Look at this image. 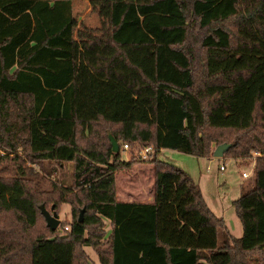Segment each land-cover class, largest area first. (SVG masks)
I'll list each match as a JSON object with an SVG mask.
<instances>
[{
	"label": "trees",
	"instance_id": "16d2710c",
	"mask_svg": "<svg viewBox=\"0 0 264 264\" xmlns=\"http://www.w3.org/2000/svg\"><path fill=\"white\" fill-rule=\"evenodd\" d=\"M72 6L0 0V264H91L86 248L99 264H264V0L111 1L108 29L80 41ZM108 131L153 154L122 160ZM223 144L262 155L232 201L239 238L157 159ZM140 163L152 201H119L117 174ZM66 164L70 188L45 181ZM49 204L71 208L62 234L46 226Z\"/></svg>",
	"mask_w": 264,
	"mask_h": 264
},
{
	"label": "rangeland",
	"instance_id": "374dc122",
	"mask_svg": "<svg viewBox=\"0 0 264 264\" xmlns=\"http://www.w3.org/2000/svg\"><path fill=\"white\" fill-rule=\"evenodd\" d=\"M111 1L121 0H73L74 38L77 41L89 38L100 27L108 29L107 5ZM123 1L146 2L147 0ZM138 150L140 149L132 148L127 152L120 151L122 160L126 162L140 161L141 159L136 156ZM12 156H16V154H12ZM258 156L262 155L252 152L250 156L245 158H231L224 155L222 158H215L213 155L207 158H197L176 151L163 150L157 154V159L174 165L189 174L199 186L209 209L217 217L224 219L228 233L231 236L239 238L242 235V230L240 222L235 216L232 201L253 188L254 178L252 172ZM220 166H224V171L219 170ZM52 167L55 171H53L51 176H44L45 181L52 182L54 180L58 185L70 188L72 185V166L66 164L61 169L56 166ZM243 173H247L249 177L243 178ZM152 184V166L146 163L137 164L133 168L117 174V199L125 200V196L130 193L136 197L142 195V198L145 199L152 191ZM51 207V204L45 207L50 214L53 213L51 212ZM54 212L60 222L56 230L62 234L61 226L71 220V208L66 204H61L58 211ZM104 224V230L109 234L110 224L108 221H105ZM85 250L90 263L99 264L94 251L91 248H86Z\"/></svg>",
	"mask_w": 264,
	"mask_h": 264
},
{
	"label": "water",
	"instance_id": "95a60500",
	"mask_svg": "<svg viewBox=\"0 0 264 264\" xmlns=\"http://www.w3.org/2000/svg\"><path fill=\"white\" fill-rule=\"evenodd\" d=\"M107 135L110 141L112 153L119 154L120 153L119 144L116 142V140L113 138V136L109 131L107 132ZM228 147L229 146L225 144L216 147L213 152V157L222 158L224 153L227 151ZM39 209L46 221L47 228H49L51 231H55L58 228L60 222L57 218L58 217L57 214L54 212V207L53 206L51 207V212H53L52 214H50V212L47 211L44 206H40ZM83 213L84 210H82L79 214L78 222L80 223L83 221Z\"/></svg>",
	"mask_w": 264,
	"mask_h": 264
},
{
	"label": "built area",
	"instance_id": "2783aa9c",
	"mask_svg": "<svg viewBox=\"0 0 264 264\" xmlns=\"http://www.w3.org/2000/svg\"><path fill=\"white\" fill-rule=\"evenodd\" d=\"M119 148H120V151H124V152L129 151V148L126 144H123L122 146L119 145ZM152 154H153V149L151 147H146V148L140 149L136 152L137 158L141 159V160H146ZM255 155H257V154H255ZM219 170L224 171V166H220ZM242 177L248 178L249 175L247 173H243Z\"/></svg>",
	"mask_w": 264,
	"mask_h": 264
},
{
	"label": "crops",
	"instance_id": "0c3cea01",
	"mask_svg": "<svg viewBox=\"0 0 264 264\" xmlns=\"http://www.w3.org/2000/svg\"><path fill=\"white\" fill-rule=\"evenodd\" d=\"M208 168V167H207ZM125 200H119L121 202H134V203H149L152 201V194L151 192L149 193V195L144 199L142 198V195L140 197H136L130 194L125 196ZM136 198V199H135Z\"/></svg>",
	"mask_w": 264,
	"mask_h": 264
}]
</instances>
